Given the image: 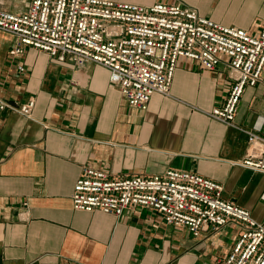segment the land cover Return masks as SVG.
Returning <instances> with one entry per match:
<instances>
[{
    "label": "crops",
    "instance_id": "0c3cea01",
    "mask_svg": "<svg viewBox=\"0 0 264 264\" xmlns=\"http://www.w3.org/2000/svg\"><path fill=\"white\" fill-rule=\"evenodd\" d=\"M113 1L181 3L251 34L264 23V0ZM30 2L0 0V8L17 15ZM15 42L0 30V97L19 106L33 101L34 108L31 118L0 112L1 264H224L234 226L195 238L146 208L120 217L76 211L72 192L86 165L111 178L190 171L218 182L225 199L264 222V174L240 164L249 147L245 131L264 118V78L246 88L232 127L208 115L230 93L223 63L207 71L180 59L171 97L155 94L140 112L100 65L80 67L36 49L15 58Z\"/></svg>",
    "mask_w": 264,
    "mask_h": 264
},
{
    "label": "built area",
    "instance_id": "2783aa9c",
    "mask_svg": "<svg viewBox=\"0 0 264 264\" xmlns=\"http://www.w3.org/2000/svg\"><path fill=\"white\" fill-rule=\"evenodd\" d=\"M27 9L16 15L0 8V30L16 38L10 56L36 49L76 66L100 65L127 105L140 112L148 110L155 94L171 97L180 59L194 60L207 71L221 63L228 67L230 93L208 115L232 127L246 88L264 78V23L251 34L201 17L191 6L165 2L31 0ZM33 108V101L19 106L0 97V112L31 118ZM245 132L249 147L240 164L264 174V118ZM224 191L213 179L186 170L111 178L86 165L72 192V208L117 217L146 208L195 238L234 226L237 239L224 264H264V222L225 199Z\"/></svg>",
    "mask_w": 264,
    "mask_h": 264
},
{
    "label": "water",
    "instance_id": "95a60500",
    "mask_svg": "<svg viewBox=\"0 0 264 264\" xmlns=\"http://www.w3.org/2000/svg\"><path fill=\"white\" fill-rule=\"evenodd\" d=\"M0 264H1V262H0Z\"/></svg>",
    "mask_w": 264,
    "mask_h": 264
}]
</instances>
